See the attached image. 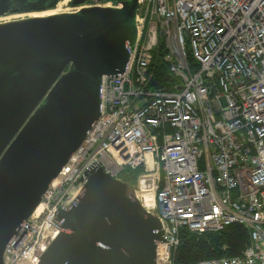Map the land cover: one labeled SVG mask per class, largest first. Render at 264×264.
I'll return each instance as SVG.
<instances>
[{"label":"built area","instance_id":"1","mask_svg":"<svg viewBox=\"0 0 264 264\" xmlns=\"http://www.w3.org/2000/svg\"><path fill=\"white\" fill-rule=\"evenodd\" d=\"M82 7H120L84 0ZM175 81L152 87L158 46ZM100 110L73 153L15 229L3 264H36L61 232L91 169L132 182L152 176L162 240L157 264H174L180 231L242 224L241 255L194 264H264V0H138L136 39L125 68L100 79Z\"/></svg>","mask_w":264,"mask_h":264},{"label":"water","instance_id":"2","mask_svg":"<svg viewBox=\"0 0 264 264\" xmlns=\"http://www.w3.org/2000/svg\"><path fill=\"white\" fill-rule=\"evenodd\" d=\"M59 1L0 0V16ZM120 4L0 22V264L11 235L98 117L101 76L125 68L138 0ZM57 218L68 232L36 264H157L161 224L130 180L91 169L77 201Z\"/></svg>","mask_w":264,"mask_h":264},{"label":"trees","instance_id":"3","mask_svg":"<svg viewBox=\"0 0 264 264\" xmlns=\"http://www.w3.org/2000/svg\"><path fill=\"white\" fill-rule=\"evenodd\" d=\"M15 6L12 5V8ZM11 12L16 13L19 10L11 9ZM162 53V46L159 45L151 63L153 73L149 85L152 87L169 85L175 81V78L166 71L165 64L160 57ZM140 171V168H137L128 171L126 175L134 173L136 177ZM249 243L248 230L238 223L229 224L217 232L206 231L201 234L183 229L180 231V243L173 252V262L174 264H194L200 259L241 255Z\"/></svg>","mask_w":264,"mask_h":264},{"label":"bare ground","instance_id":"4","mask_svg":"<svg viewBox=\"0 0 264 264\" xmlns=\"http://www.w3.org/2000/svg\"><path fill=\"white\" fill-rule=\"evenodd\" d=\"M67 1L70 0H62V3H67ZM59 2H57L58 4ZM56 4V5H57ZM59 8H54V9H47V10H43V11H32L29 12L27 15L29 17L32 16H46L49 14H55L57 12H59ZM63 12V11H61ZM23 15H16L14 17H20ZM8 19V17L6 18ZM136 195L140 201V203L142 204V206L146 209V208H150L152 206V201H153V179L152 176H141L138 180L137 183V190H136Z\"/></svg>","mask_w":264,"mask_h":264},{"label":"rangeland","instance_id":"5","mask_svg":"<svg viewBox=\"0 0 264 264\" xmlns=\"http://www.w3.org/2000/svg\"><path fill=\"white\" fill-rule=\"evenodd\" d=\"M71 0L70 1H67V3H62V0L59 1V3L56 5L54 4L51 8L49 9H54V8H59V12L61 11H70L71 8L73 7L72 4H70ZM32 12V11H31ZM29 12H11V13H8L6 15H3V16H0V22L1 21H6V20H11V19H16V18H20V17H14L16 15H23L21 17H27V15H24V14H27ZM8 17V19H6Z\"/></svg>","mask_w":264,"mask_h":264},{"label":"flooded vegetation","instance_id":"6","mask_svg":"<svg viewBox=\"0 0 264 264\" xmlns=\"http://www.w3.org/2000/svg\"><path fill=\"white\" fill-rule=\"evenodd\" d=\"M125 178L127 180L134 182L135 181V174L134 173H128L127 175H125Z\"/></svg>","mask_w":264,"mask_h":264}]
</instances>
